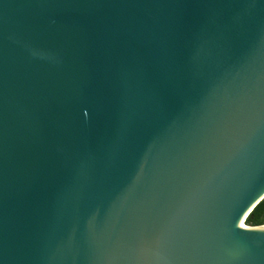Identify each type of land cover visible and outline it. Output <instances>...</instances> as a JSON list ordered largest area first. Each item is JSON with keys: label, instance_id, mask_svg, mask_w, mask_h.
<instances>
[{"label": "water", "instance_id": "95a60500", "mask_svg": "<svg viewBox=\"0 0 264 264\" xmlns=\"http://www.w3.org/2000/svg\"><path fill=\"white\" fill-rule=\"evenodd\" d=\"M264 0H0V264H264Z\"/></svg>", "mask_w": 264, "mask_h": 264}, {"label": "trees", "instance_id": "16d2710c", "mask_svg": "<svg viewBox=\"0 0 264 264\" xmlns=\"http://www.w3.org/2000/svg\"><path fill=\"white\" fill-rule=\"evenodd\" d=\"M246 225L258 226L264 224V199L254 208L245 220Z\"/></svg>", "mask_w": 264, "mask_h": 264}, {"label": "bare ground", "instance_id": "6f19581e", "mask_svg": "<svg viewBox=\"0 0 264 264\" xmlns=\"http://www.w3.org/2000/svg\"><path fill=\"white\" fill-rule=\"evenodd\" d=\"M244 223V225H245V222H243Z\"/></svg>", "mask_w": 264, "mask_h": 264}]
</instances>
